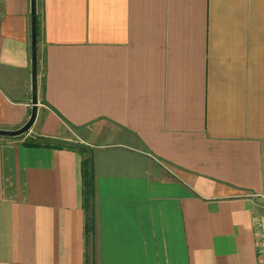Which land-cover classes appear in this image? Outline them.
Instances as JSON below:
<instances>
[{
	"label": "crops",
	"instance_id": "1",
	"mask_svg": "<svg viewBox=\"0 0 264 264\" xmlns=\"http://www.w3.org/2000/svg\"><path fill=\"white\" fill-rule=\"evenodd\" d=\"M35 15V119L0 138V264H88L80 157L25 138L92 150L94 264H261L264 0H35ZM29 21V0H0V130L28 119Z\"/></svg>",
	"mask_w": 264,
	"mask_h": 264
},
{
	"label": "trees",
	"instance_id": "2",
	"mask_svg": "<svg viewBox=\"0 0 264 264\" xmlns=\"http://www.w3.org/2000/svg\"><path fill=\"white\" fill-rule=\"evenodd\" d=\"M40 35L38 21H36V42ZM19 136L15 139H21ZM23 147H44V148H66L76 152L80 157V176H81V201L84 216L83 236L87 247V263L94 264V196H93V173H92V150L89 148L72 143L57 142L42 138L30 139L25 138L21 142Z\"/></svg>",
	"mask_w": 264,
	"mask_h": 264
},
{
	"label": "water",
	"instance_id": "3",
	"mask_svg": "<svg viewBox=\"0 0 264 264\" xmlns=\"http://www.w3.org/2000/svg\"><path fill=\"white\" fill-rule=\"evenodd\" d=\"M30 13V110L26 122L16 130H0V138H16L28 132L32 125L37 106V59H36V15L35 0H29Z\"/></svg>",
	"mask_w": 264,
	"mask_h": 264
},
{
	"label": "built area",
	"instance_id": "4",
	"mask_svg": "<svg viewBox=\"0 0 264 264\" xmlns=\"http://www.w3.org/2000/svg\"><path fill=\"white\" fill-rule=\"evenodd\" d=\"M255 251L257 261L264 264V216L254 223Z\"/></svg>",
	"mask_w": 264,
	"mask_h": 264
},
{
	"label": "rangeland",
	"instance_id": "5",
	"mask_svg": "<svg viewBox=\"0 0 264 264\" xmlns=\"http://www.w3.org/2000/svg\"><path fill=\"white\" fill-rule=\"evenodd\" d=\"M39 66H38V70H39V74H41L42 71V64H41V59L39 58ZM89 264V263H88Z\"/></svg>",
	"mask_w": 264,
	"mask_h": 264
}]
</instances>
